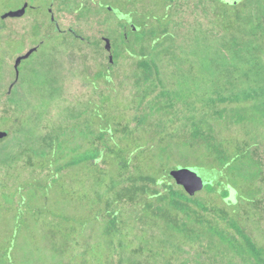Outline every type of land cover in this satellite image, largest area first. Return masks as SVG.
Segmentation results:
<instances>
[{"label": "rangeland", "instance_id": "rangeland-1", "mask_svg": "<svg viewBox=\"0 0 264 264\" xmlns=\"http://www.w3.org/2000/svg\"><path fill=\"white\" fill-rule=\"evenodd\" d=\"M74 1L80 3L81 0ZM85 1L89 13L84 16L74 13L62 0L50 4L34 0L32 4L39 6V11L2 18L3 13L21 8L25 1L0 0V117L5 116V120L0 121V130L11 132L0 141V264H182L184 261L189 264H259L254 258L243 259L229 251L218 239L206 238L201 244H185L179 238L166 236L162 227L155 226L153 220L144 215L146 196L136 202L116 201L112 187L113 179L118 180V169L114 165L118 161L109 150L104 158L102 150L99 153L103 160L95 159L66 169L60 175L56 172L57 161H53V167L41 166L40 155L46 152L51 157V139L67 127L75 129L78 135L88 124L95 131L91 139L97 140L100 147L103 146L97 136L111 130L109 136H113L114 142L128 146V140L122 141V128L124 125L136 128L133 118L139 107L147 109L152 96L156 94L158 98L163 91L170 92L174 102L175 114L168 120L161 115L169 132L183 133L192 128L193 122L209 124L217 130L220 139L233 142L230 148L247 140L246 148L257 147L264 158V96L247 104L218 102L213 108L207 106L206 95L217 96L220 94L217 84L228 82L223 74L225 70L240 67L245 71L250 64L237 58L235 51L240 49L232 44L218 50V43L224 39L220 19L216 16L219 9L216 0H174L168 11L164 6L149 7L148 11L154 10L158 17L169 13L173 37L160 40L152 50L151 57L161 69L162 84L155 86V93L145 104H140L142 90L135 84L137 60L126 55L117 63H111L113 47L108 51L103 39L114 30H120L121 23L125 22L104 4L109 3L126 15L135 7L142 13L143 5L127 0ZM249 7L252 9L253 4ZM52 15L63 32L56 29ZM37 24L42 26L34 36ZM72 31L84 39L76 38ZM33 47L37 50L22 61L17 77L16 59ZM239 48L242 50L243 46ZM167 49L179 55V72ZM109 64L114 65L110 74L114 82H94L97 69ZM243 71L235 74L237 80ZM250 79L253 84L264 86V80L255 74ZM247 87L243 85L235 92ZM14 92L20 93V102L13 100ZM105 96L108 102L103 104ZM245 106L248 116L244 125L221 122L214 112L227 109L229 114H234ZM111 117L116 121L123 119L122 124H112ZM78 141L84 145L82 140ZM54 146L53 154L59 158L62 154L59 144ZM72 146L70 141L64 150L70 151ZM91 146L85 143L86 148ZM59 161L60 164L65 162ZM144 165L142 158L133 159L128 177L146 174ZM178 165L202 164L192 160ZM50 175L53 180L47 178ZM196 175L199 177L195 179L193 192L188 193L209 209L208 216L221 228L230 229L232 234L235 230L230 223L235 221L264 246V181L258 183L261 188L258 207L252 203L256 199L253 193L238 192L231 182L233 176H226V172L202 168ZM223 175V188L230 191V197L225 200L216 192L207 191L205 186L216 184ZM99 178L104 183L99 184ZM37 181L45 185L38 187ZM128 182L118 184L117 190ZM34 195L36 198H32ZM115 210L119 211L118 229L116 236H112L114 245H109L103 233L112 225Z\"/></svg>", "mask_w": 264, "mask_h": 264}, {"label": "trees", "instance_id": "trees-1", "mask_svg": "<svg viewBox=\"0 0 264 264\" xmlns=\"http://www.w3.org/2000/svg\"><path fill=\"white\" fill-rule=\"evenodd\" d=\"M33 1L30 0L27 11L40 10L39 6L32 4ZM53 1L45 0L44 3L50 4ZM85 2V0H81L80 3H75L74 0H62L63 5L70 7L75 11L74 13H80L82 16L89 13V8ZM127 2L142 4L143 12L139 13L135 7L127 15L123 13L117 15L120 20H125V22L121 23L120 30H114L113 34L110 33L109 38L112 40L115 63L118 62L120 57L126 55L137 60L138 72L135 74V84L142 90L140 104H145L148 98L155 93V86L162 84L161 69L151 57L152 50L155 49L160 40L173 37L170 33L169 13L165 12L164 16L158 17L157 14L153 13L154 10L150 13L151 10L148 11V9L149 7L164 6L168 11L172 7L171 2H174V0H157L156 2L152 1V3L151 0H127ZM216 3L219 4V11H216V16L220 19V27L223 32L221 36L224 39L218 43V50L232 44L240 49L235 51L237 58L243 60V62L247 60L250 64H247L248 68L245 71L240 67H234L228 68L225 73L222 72L229 80L226 83L217 84L216 90L220 92L217 96L214 94L206 95L207 106L213 108L218 102L247 104L264 96V86L258 83L253 84L250 79L255 74L261 81L264 80V0H230L227 2L216 0ZM108 4H104V7L110 11L108 9L110 5ZM251 4H253L252 9L249 7ZM40 26L42 25L37 24L35 26L34 36L39 34ZM214 36L219 37L216 34ZM241 45L243 46L242 50L239 48ZM166 51L172 54L170 49ZM172 58L177 66L176 72H179L180 66H178V63L180 59L176 51L173 52ZM236 63L239 64L238 61ZM113 68L114 65L112 64L107 67H99L95 72L94 82L104 80L106 83L112 84L114 79L110 74ZM239 71L244 73L237 80L235 74ZM243 85L248 87L236 93L235 90ZM12 94L14 101H21L20 93L14 92ZM170 94L168 91H163L158 98L154 94L147 109L142 106L139 107L133 118L136 128L129 129L128 125H124L122 128L124 133L122 141L128 140V146H122L121 142H114L113 136H109L111 130L102 131L97 136L103 146L100 147L97 140L91 139L95 131L88 124L87 128L80 130L78 135L75 133V129L67 127L51 139L49 143L52 149L51 157H48L46 152L40 155L42 159L41 166L43 168L53 167L55 164L53 161H57L59 164L57 163L56 172L60 175L66 169L84 165L95 159L100 160L102 158L99 154L101 150L104 153V158L107 150H109L118 161L114 163L118 169V180L113 179L114 184L112 187L116 201L136 202L146 196L148 202L146 203L144 215L152 219L155 226L162 227L166 236L179 238L185 244L191 242L201 244L206 238H209L210 241L218 239L229 251L238 254L243 259L254 258L259 264H264V246L259 245L235 221L230 223V227L235 230V234H232L230 229L221 228L216 221L208 216L209 209L191 193L189 194L184 186L177 188L178 184L170 175L171 170L183 166L178 165L179 163L195 160L202 165L183 167L217 168L222 170V173L226 172V176L227 174L230 177L233 176L231 182L238 192L248 190V192L253 193V197H256V199L252 203L259 207L261 199L258 196L261 188L258 183L264 181V158L259 154L257 147L253 149L251 147L246 148L249 144L247 140L235 143L230 148L233 142L220 139L217 130L209 124L204 126L201 123L193 122L192 128L187 131L184 130L183 133L169 132L167 127L164 126L165 120L163 119L166 117V120H168L171 115L175 114L173 110L174 102ZM107 102L108 99L105 96L103 104ZM247 110L245 106L244 110L234 114H229L227 109L214 112L221 122L244 125L248 116ZM232 112H235V110ZM161 115H163V119ZM78 117L81 118L82 115ZM1 120H5V116L0 117ZM109 121H112V124L116 122V124L121 125L123 119L116 121L114 117H111ZM3 124L7 125L6 121ZM10 133L9 131L8 136H10ZM7 137L0 139V141ZM79 139L83 141L84 145L78 141ZM70 141L73 146L70 151H65L64 146L69 144ZM110 141H113V144H110ZM243 142L245 144H242ZM55 143L59 144V150L62 152L61 156L58 155L59 158L53 154ZM85 143H90L92 146L86 148ZM148 151L150 154H147ZM128 152L129 155H127ZM140 158L144 161L146 174L128 177L133 159L138 160ZM60 159L65 160L64 164H60ZM100 170L103 169L100 168ZM51 174H53V171ZM47 178L53 180L54 177L50 175ZM224 178L225 175L221 176L220 181L218 180L216 183L217 185L213 182L205 186L207 191L216 192L225 200L230 197V191L223 188ZM128 180L130 182L126 186L117 190L118 184ZM98 183L102 184L104 182L99 178ZM35 185L41 187L45 183L37 181ZM217 186L221 187V190H218ZM32 198H36V196L34 195ZM107 211L109 213V210ZM118 214L119 211L115 210L112 225L107 226L103 233L109 245H114L112 236L115 237L117 233ZM164 264L174 263L167 262ZM182 264H189V262L184 261Z\"/></svg>", "mask_w": 264, "mask_h": 264}, {"label": "water", "instance_id": "water-1", "mask_svg": "<svg viewBox=\"0 0 264 264\" xmlns=\"http://www.w3.org/2000/svg\"><path fill=\"white\" fill-rule=\"evenodd\" d=\"M29 7V2H25L23 4V6L19 9L16 10H10L7 11L5 13H3L2 18H8V17H12V18H16V17H22L25 15V13L27 12V8ZM108 9L112 12H114L116 15H120L121 12L118 8H115L114 6H108ZM52 20H54L56 22V27L59 30L60 24L57 22L56 18L54 15H52ZM105 41V47L108 51H112V41L109 37H104L103 38ZM37 50V47H33L31 48L27 53L20 55L15 62V68H16V72H17V77L20 74V64L22 63L23 60L29 58L35 51ZM110 61L113 62L114 61V55L111 54L110 55ZM9 135V130L8 129H4V130H0V139H3L5 137H7ZM202 170L201 167H183V166H179L176 169L171 170L170 175L174 178V180L176 181V183L178 185H182L184 186V188H186L187 191L189 192H193L194 189V182L195 179H197L199 177V175H196V172ZM195 172V173H194ZM196 189V188H195Z\"/></svg>", "mask_w": 264, "mask_h": 264}, {"label": "flooded vegetation", "instance_id": "flooded-vegetation-1", "mask_svg": "<svg viewBox=\"0 0 264 264\" xmlns=\"http://www.w3.org/2000/svg\"><path fill=\"white\" fill-rule=\"evenodd\" d=\"M53 22H55L54 20H53ZM56 23V22H55ZM59 31H61V32H63V30L60 28L59 29ZM72 33H73V35L76 37V38H80V39H84L82 36H80L78 33H76V32H74V31H72Z\"/></svg>", "mask_w": 264, "mask_h": 264}]
</instances>
